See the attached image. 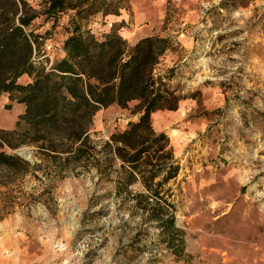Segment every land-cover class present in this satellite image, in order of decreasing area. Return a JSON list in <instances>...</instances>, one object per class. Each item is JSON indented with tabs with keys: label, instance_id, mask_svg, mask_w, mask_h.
<instances>
[{
	"label": "rangeland",
	"instance_id": "obj_1",
	"mask_svg": "<svg viewBox=\"0 0 264 264\" xmlns=\"http://www.w3.org/2000/svg\"><path fill=\"white\" fill-rule=\"evenodd\" d=\"M42 1L28 0L38 10ZM123 4L120 14L84 24L101 38L115 23L131 45L149 35L174 38L159 68L173 69L169 85L181 99L177 109L154 112L152 122L169 135L180 165L170 185L184 251L144 221L134 200L122 203L114 180L95 170L61 177L36 146L24 145L6 150L41 165L25 175L0 171L8 182L0 184V264H264V54L256 46L264 45V0ZM71 14L55 25L41 15L30 26L49 65L64 56ZM6 105L0 128L13 129L18 110ZM137 118L131 109L103 108L93 138L106 140Z\"/></svg>",
	"mask_w": 264,
	"mask_h": 264
},
{
	"label": "trees",
	"instance_id": "obj_2",
	"mask_svg": "<svg viewBox=\"0 0 264 264\" xmlns=\"http://www.w3.org/2000/svg\"><path fill=\"white\" fill-rule=\"evenodd\" d=\"M123 1L43 0L38 10L28 0H0V92L11 101L6 108L13 102L26 106L13 129L0 128V171L25 175L41 165L6 150L24 145L36 146L61 177L95 170L93 176L116 182L118 196L126 195L124 205L134 200L144 221L156 222L170 247L184 251L170 185L180 165L169 135L152 122L154 112L177 109L181 99L169 85L173 69L159 68L174 38L149 35L131 45L115 23L101 38L84 24L98 14H120ZM70 11L64 56L49 65L41 53L42 36L30 26L41 15L55 25ZM24 75L30 78L26 83L20 81ZM112 105L131 109L138 118L96 140L95 117ZM135 184L141 190L132 192Z\"/></svg>",
	"mask_w": 264,
	"mask_h": 264
},
{
	"label": "crops",
	"instance_id": "obj_3",
	"mask_svg": "<svg viewBox=\"0 0 264 264\" xmlns=\"http://www.w3.org/2000/svg\"><path fill=\"white\" fill-rule=\"evenodd\" d=\"M0 93H1V92H0ZM5 94H6V93H4L3 98L0 99V107H1V106H5L7 103H11V101H10V99H9V97H8V94H7V96H6ZM12 105H13V107H14L15 109L18 110V115L24 113L26 106H25L23 103L13 102ZM0 120H3V119L0 118ZM0 127H1V126H0Z\"/></svg>",
	"mask_w": 264,
	"mask_h": 264
},
{
	"label": "bare ground",
	"instance_id": "obj_4",
	"mask_svg": "<svg viewBox=\"0 0 264 264\" xmlns=\"http://www.w3.org/2000/svg\"><path fill=\"white\" fill-rule=\"evenodd\" d=\"M256 46L258 47V51H261L262 54H264V45L256 44ZM205 68V67H204ZM206 69V68H205ZM207 77V76H206ZM200 79H205V77H200ZM6 252V251H5ZM9 252V251H7ZM10 255V254H9Z\"/></svg>",
	"mask_w": 264,
	"mask_h": 264
},
{
	"label": "water",
	"instance_id": "obj_5",
	"mask_svg": "<svg viewBox=\"0 0 264 264\" xmlns=\"http://www.w3.org/2000/svg\"><path fill=\"white\" fill-rule=\"evenodd\" d=\"M22 154L28 155V152L26 150H21L20 151Z\"/></svg>",
	"mask_w": 264,
	"mask_h": 264
},
{
	"label": "built area",
	"instance_id": "obj_6",
	"mask_svg": "<svg viewBox=\"0 0 264 264\" xmlns=\"http://www.w3.org/2000/svg\"><path fill=\"white\" fill-rule=\"evenodd\" d=\"M7 251H8L7 249L3 251L5 255H8L9 254V252H7Z\"/></svg>",
	"mask_w": 264,
	"mask_h": 264
}]
</instances>
